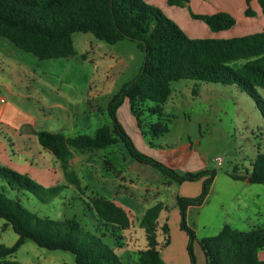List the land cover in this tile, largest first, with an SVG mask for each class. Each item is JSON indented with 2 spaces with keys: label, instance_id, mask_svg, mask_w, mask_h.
<instances>
[{
  "label": "trees",
  "instance_id": "16d2710c",
  "mask_svg": "<svg viewBox=\"0 0 264 264\" xmlns=\"http://www.w3.org/2000/svg\"><path fill=\"white\" fill-rule=\"evenodd\" d=\"M189 0H167L170 6L187 4ZM243 17L253 18L258 10L264 13V0H244ZM212 33L229 31L235 19L226 13L191 14ZM74 33H89L108 44L127 39L137 43L144 60L138 75L124 84L107 105L110 126L97 128L93 135L65 137L61 133L41 131L37 140L58 163L64 181L80 190V182L70 167L73 151H96L122 142L131 157L139 163L157 169L171 181L181 184L203 176L201 193L194 198L177 196L179 229L187 236L186 252L189 264H196L194 245L197 244L206 264H264L258 252L264 248V228L239 231L224 225L212 237L197 239L186 223L187 210L205 200L215 177L212 171L178 173L163 163L138 152L117 118V111L126 103L140 134L151 147L168 133L172 116L164 111L171 95V83L193 80L200 83L236 86L258 103L254 86L264 89V26L260 31L229 38H190L161 9L144 0H0V38L16 49L32 55L38 61L70 59L76 56ZM84 54L81 58H84ZM243 61L244 64L237 65ZM234 181L264 186V154H258L250 170L242 175L229 174ZM0 183L10 190L27 191L47 202L64 188H43L27 175L0 166ZM100 224L116 241L117 234L129 229L126 212L104 197L90 202ZM163 204L147 208L138 226L145 237V247L138 252L139 264H164L160 248L169 243L168 228L158 225ZM0 220L17 235L12 246L0 244V264H18L10 258L25 241L49 251L73 255L74 264H121L114 247L80 228L74 219L53 221L31 214L18 199L8 198L0 190ZM160 232V233H159ZM162 241L157 240L158 236Z\"/></svg>",
  "mask_w": 264,
  "mask_h": 264
},
{
  "label": "rangeland",
  "instance_id": "374dc122",
  "mask_svg": "<svg viewBox=\"0 0 264 264\" xmlns=\"http://www.w3.org/2000/svg\"><path fill=\"white\" fill-rule=\"evenodd\" d=\"M144 2L161 9L166 15L167 0L165 3ZM211 5L216 6L211 3L208 8H212ZM179 7L185 8L186 4L182 3ZM189 10L191 17L193 10ZM233 16L239 21L234 12ZM170 19L190 38L205 36L195 34L185 21ZM72 41L76 56L39 61V67H34V70L38 72L45 69L56 82H63L60 90L65 97L60 98L61 94H56L53 95L54 100L69 102L72 93L76 100H80L82 90L85 89L86 108L92 111V115L86 117L85 127L82 124L78 131H73L75 133L72 137L82 134L91 136L97 128L110 126L107 105L124 84L138 75L144 56L137 43L127 39L108 44L89 33H74ZM16 50L33 58L30 54ZM83 54L85 56L81 58ZM21 68L25 69V66L21 65ZM5 81L14 92L23 95L34 93V85L26 88L22 83H16L8 71L0 77V82ZM22 81L23 84L26 82L23 76ZM254 91L258 103L234 85L222 86L193 80L171 83V95L164 105V111L172 116L168 123V133L155 141L153 147L140 134L130 112L129 120L125 118L124 110L117 114L120 125L138 152L163 163L161 150L168 152L187 146L192 151V161H195L194 172L206 170L215 173L203 203L187 210L186 223L194 230L197 239L215 236L224 225L239 231H248L253 227L264 228V186L234 181L229 177L231 173L242 175L249 171L257 155L264 154V89L254 86ZM34 98L30 102H18L17 97L7 95L6 100L20 108H30L32 112L36 108L42 110V104ZM71 165L79 179L80 190L67 184L60 170L61 179L67 186L47 202H42L27 191L10 190L6 185L0 184V190L8 198L18 199L21 206L39 218L76 220L81 229L109 247H115L116 241L109 237V232L90 208L93 198L104 197L129 212V247L132 248H140L136 245L138 237L143 234L138 226L140 215L147 208L161 202L167 210L160 213L158 224L166 223L168 236L171 231L174 247L176 250L179 248L176 234L183 233L173 228V212L178 210L175 199L177 196L197 197L206 176L177 184L152 166L134 160L120 141L102 150L73 151ZM167 167L178 173L190 172L179 166ZM28 177L36 185L48 188L30 175ZM121 233L117 234L121 237L117 244L124 247L126 241ZM157 238L159 242L162 241L160 235ZM16 240L17 235L10 226L0 220V244L9 247ZM194 255L196 264H201L203 256L199 249H195ZM120 258L123 264H130L129 260L134 259V256L131 253L129 259L126 255ZM10 260L18 264H74L72 254L39 248L31 241H25ZM135 264H138L137 260Z\"/></svg>",
  "mask_w": 264,
  "mask_h": 264
},
{
  "label": "crops",
  "instance_id": "0c3cea01",
  "mask_svg": "<svg viewBox=\"0 0 264 264\" xmlns=\"http://www.w3.org/2000/svg\"><path fill=\"white\" fill-rule=\"evenodd\" d=\"M148 1L166 2V0ZM211 3L216 6L214 7L211 5V7H213L208 8V5L210 6ZM252 7L256 12V16L253 18H245L243 17V10L245 8L244 0H189L185 8L168 5L166 15L176 21H185L187 25H190V29L194 31L195 34L200 33L201 35H205L199 38H229L254 33L262 29L264 26V13L258 10L255 3L252 4ZM189 9L193 10L194 14L226 13L232 17H234V12L238 15L239 21L235 20V25L229 31L216 34L212 33L202 22L193 20L190 17ZM14 48L7 40L0 38V77L8 71L16 83H22L26 88L34 85V93L23 95L14 92L11 85L6 81L0 82V92L3 93L2 95L5 97V100L7 95H10L11 97H17L18 102H30V99L36 96L34 99L42 104L43 109L40 110L36 108L35 111L32 112L30 108H20L7 100L4 105L0 106V166L6 168L9 166L11 167L9 169H13L15 172L27 176L30 175L45 187L57 185L67 186L61 179L59 174L60 167L53 155L48 150L49 153H46L44 148L40 146L37 140V133L45 131L50 133H61L65 137H72V134L75 133L73 131H78L82 124L83 127H85L86 117L92 115V111L86 108L87 101L85 100V89L82 90V98L80 100L77 99L78 101L73 93L70 96L71 101L69 102L64 103L54 100L53 95L61 94L60 89L64 85L63 82H56L55 79L52 78V75L45 69L43 71H35L34 67H39V61L34 57L22 55ZM242 64H244L243 61L237 63L239 66ZM21 65L25 66V69H22ZM22 76L26 79L24 84ZM60 78L63 79L62 77ZM72 90L74 91V89ZM64 97L65 96L61 94L60 98ZM121 108L118 109L117 114L121 110H124L126 113L125 118L129 120L130 117L128 115L129 111L127 109V104L124 103ZM160 155L161 160L166 166H179L190 172L195 171V161H192L193 155L190 147L181 146L176 150L173 149L168 152L161 150ZM70 167H72L71 161ZM113 203L115 204V202ZM163 207L161 212L167 210L164 205ZM123 210L129 217V212L125 209ZM142 215L143 214L140 216ZM173 216L175 218L173 228L182 232L179 229L178 210L173 212ZM162 224H164V222L158 225L161 226ZM182 233L183 235L180 233L177 235L175 233L180 243L179 248L176 250L174 247V238L171 236V231L169 232L168 245L160 248V257L164 264H189L186 252L187 236L184 232ZM121 236L124 238V241H126L125 246H120L118 248L114 247V251L119 256L121 264L123 263L120 256L126 255L129 259L132 253L134 259L130 258L129 263L135 264L136 260L138 261V252L144 249L146 244L144 233L138 237V244L136 243L140 248L129 247L128 229L122 231ZM195 249H199L202 253L197 244L194 245V251ZM258 258L264 260V248L258 252ZM201 264H206L204 256L201 257Z\"/></svg>",
  "mask_w": 264,
  "mask_h": 264
},
{
  "label": "built area",
  "instance_id": "2783aa9c",
  "mask_svg": "<svg viewBox=\"0 0 264 264\" xmlns=\"http://www.w3.org/2000/svg\"><path fill=\"white\" fill-rule=\"evenodd\" d=\"M6 102L5 97L2 95V93L0 92V106L4 105Z\"/></svg>",
  "mask_w": 264,
  "mask_h": 264
}]
</instances>
